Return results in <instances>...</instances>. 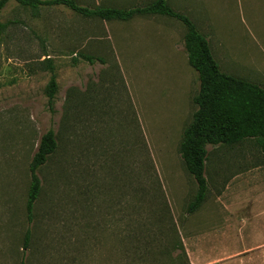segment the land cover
I'll list each match as a JSON object with an SVG mask.
<instances>
[{
    "label": "rangeland",
    "instance_id": "rangeland-1",
    "mask_svg": "<svg viewBox=\"0 0 264 264\" xmlns=\"http://www.w3.org/2000/svg\"><path fill=\"white\" fill-rule=\"evenodd\" d=\"M76 1L129 9L154 0ZM167 1L208 37L223 72L264 87V0ZM0 22V264H264L255 139L207 147L208 192L188 213L198 185L180 147L201 82L180 20L105 21L11 0ZM50 129L58 146L38 171L30 223L29 167Z\"/></svg>",
    "mask_w": 264,
    "mask_h": 264
},
{
    "label": "trees",
    "instance_id": "trees-1",
    "mask_svg": "<svg viewBox=\"0 0 264 264\" xmlns=\"http://www.w3.org/2000/svg\"><path fill=\"white\" fill-rule=\"evenodd\" d=\"M11 0H0L2 10ZM34 12L46 7H66L87 18L105 21H128L135 16L162 15L180 20L186 27L185 48L189 64L200 78V90L194 97L197 109L191 123L185 128L181 142V155L187 171L198 185L195 200L189 204L188 213L200 209L208 192L206 163L211 146L234 145L245 139H255L264 152V87L251 80L223 72L212 52L209 39L202 34L195 23L186 15L173 9L167 0H154L144 6L129 9L116 7H90L76 0H15ZM8 23L0 22V35L4 34ZM86 60L94 62L93 57ZM52 72L48 85L51 109L58 91L55 68L49 61ZM58 146L54 129L46 132L30 163L31 183L27 199L28 220H33L34 204L38 200L42 182L39 169L47 163ZM31 229L24 237V248L31 242Z\"/></svg>",
    "mask_w": 264,
    "mask_h": 264
}]
</instances>
